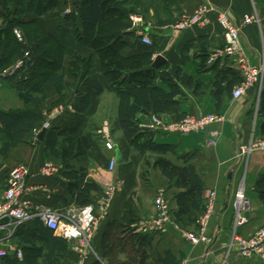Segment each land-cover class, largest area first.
<instances>
[{"label": "crops", "instance_id": "obj_1", "mask_svg": "<svg viewBox=\"0 0 264 264\" xmlns=\"http://www.w3.org/2000/svg\"><path fill=\"white\" fill-rule=\"evenodd\" d=\"M121 2L141 16V29L150 36L154 46L143 45L141 36L127 27L124 31V34H127L124 35L125 45L119 54L125 59L150 61L151 66L143 67V72L151 69L160 74L165 70L178 69L194 80V86H188L175 79L174 82L180 89V93L175 97L178 105L167 113L143 111L138 116L139 122L146 123L152 115H159L167 122L185 116L198 117L205 114L224 117L223 122L212 125L206 132L199 134L182 136L167 134L161 130L147 131L155 144L172 147V151L166 156L169 161L179 168H195L204 187L203 206L208 192L217 191L215 214L207 233L210 242L193 246L181 232L174 230L164 235L142 232L143 222L154 216V201L158 193H165L170 209L175 214L179 211L175 196L181 189L176 188L160 169L151 167L149 173L144 174L145 162L139 158L140 152L127 141L119 124V95L106 79L104 71H101L100 64H96L99 53L85 46L79 39V27L74 28L68 22L61 23L62 16L57 9L39 17L23 15V8L17 5V2L9 0H0L1 49L15 19L29 21L37 18L47 33L74 51V56L66 55L63 60V89L59 91L48 83L44 87L46 101L39 108L44 120L49 112L58 113L47 134L55 129L59 133L66 132L71 137H87L91 150L86 155L68 161L48 155L44 142L38 138L43 120L31 133L23 136L22 143L6 153L3 150L6 137L0 131V197L8 187L10 173L21 163L31 170L28 184L35 190L24 199L31 202V209L35 214L43 208H50L64 216L73 209L88 206L81 207L77 201L78 190L87 184L97 187V191L91 194L94 203L104 199L110 184L122 182V190L112 203L109 216L99 224L92 241L95 257L87 264H182L185 260H190V264H264L259 258H242L237 245L233 244L234 197L240 187L245 189L252 209L248 214L249 223L241 228L238 234L248 238L264 227V201L261 199L264 189L258 184L264 177V154L252 155L246 164L236 159L239 143L253 131L261 133L262 121L257 118L256 124L255 119L258 92L255 89L248 90L244 96L235 100L232 94L241 84L232 92L225 90L231 81L240 77L233 59L215 57L226 45L224 30L215 16L211 17L210 25L204 28L195 27L186 31H176L172 28L182 16L192 14L203 0ZM213 3L220 11L227 12L231 20L241 28L243 46L252 63L260 64L264 56V0H213ZM252 15L259 19V23L243 25L245 16ZM125 24H128V18ZM160 55L164 56L167 62L159 68H154L153 62ZM84 60L95 64H89V68L85 70L77 64ZM130 74L133 72L126 70L123 77ZM87 80L101 83L103 93L98 94ZM153 84L166 93H171L170 85L159 77L155 78ZM3 94H7V97L0 98V112L24 108V101L15 87V82H7ZM35 107L36 105L31 103L26 109L32 110ZM108 115L112 119L111 133L116 146L113 152L105 148L97 133L107 121ZM37 129L40 132L38 134ZM215 130L221 133V137L217 145H211V132ZM28 138H34L37 145H41V149L38 151ZM116 150H120L122 162H118L117 168L111 171L109 162L113 157L116 158ZM49 161L56 165L58 172L53 176L40 175L43 164ZM178 225L184 231L198 233L197 224ZM12 231H0V241L12 252L2 264H34L27 261L25 256L24 248L29 247L25 238L29 237L28 235L45 233L61 239L38 216ZM35 244L44 249L43 254L35 259L36 264H76L79 259L69 245L66 252L62 251L49 257V241L38 240ZM16 250L23 251V262L16 257Z\"/></svg>", "mask_w": 264, "mask_h": 264}, {"label": "trees", "instance_id": "obj_2", "mask_svg": "<svg viewBox=\"0 0 264 264\" xmlns=\"http://www.w3.org/2000/svg\"><path fill=\"white\" fill-rule=\"evenodd\" d=\"M65 1L9 0V2H17L16 4L23 8L21 12L23 15L33 17H39L53 9L59 10L61 16L64 8L71 7L72 13L62 17L61 23L68 22L75 28L79 27L77 35L85 46L101 54L106 52L120 53L125 45L123 42L124 35H127L124 34V31L130 27V9L124 6L122 0ZM75 13H78V16H75ZM126 18H128L127 25L125 24ZM29 26L32 29L27 30L25 35L27 36L26 40L30 42L28 45L22 44L13 34V30L14 28L22 29ZM5 39L4 47L0 48V69H3L7 64H15L26 51H30L28 64L31 67L29 72L27 71V80L17 82V78L10 80L15 82V87L24 101V108L0 112L1 133L6 137L3 150L8 153L11 148L23 142V136L26 133H31L44 120L39 108L46 101L44 87L50 83L59 91L63 89L65 78L62 67L63 60L66 55L74 56V51L69 50L57 38L47 33L40 26L37 18L29 21L15 19ZM103 64L106 79L119 95L118 120L121 130L127 141L140 152L138 156L145 162L144 174L149 173L151 167L160 169L163 175L171 183H174L176 188L181 189V192L175 196L179 211L173 214L171 210L174 220L180 225L197 224L205 206L202 203L204 187L195 168L193 166L179 168L169 161L166 156L172 151V147L155 144L150 134L147 133L148 130L142 129L138 120L139 114L143 111L167 113L178 105L175 97L180 93V89L178 84L174 82L175 79L188 86H194V80L178 69L165 70L160 74H156L151 69L143 72L141 69L151 66V62L137 58L122 59L114 55L110 58L107 57ZM126 70L132 71L133 74L123 77ZM238 75L240 78L231 81L225 90L232 92L236 86L242 83L243 78L240 72ZM157 77L170 85L171 93H166L153 84ZM87 82L96 89L98 94L103 93L104 89L101 83L90 80ZM31 83H33L32 87ZM258 100L257 116L258 120L262 121L261 133L264 134V85ZM87 101L88 98L86 97L85 102L87 103ZM31 103L36 105L35 109H26ZM44 145L48 155L61 158L64 161L86 155L91 150V144L87 137H71L66 132L59 133L55 129L48 132ZM152 162L154 163L152 164ZM258 184L261 189H264V177ZM94 191H97V187L91 184L79 189L77 194L78 205L83 207L92 204L91 194ZM261 199L264 201V192L261 193ZM28 236L25 238L29 247L24 248V251L26 260L31 263L36 264L35 259L44 252L42 247L36 246L35 243L38 240L49 241V257L68 250L69 244L63 238H53L45 233H35L33 236Z\"/></svg>", "mask_w": 264, "mask_h": 264}, {"label": "built area", "instance_id": "obj_3", "mask_svg": "<svg viewBox=\"0 0 264 264\" xmlns=\"http://www.w3.org/2000/svg\"><path fill=\"white\" fill-rule=\"evenodd\" d=\"M71 13L72 10L66 14L69 15ZM212 16H215L218 24L223 28L226 40L224 49L221 52H217L215 57L224 56L233 59L243 78L242 84L232 94L233 99L237 100L246 94L248 88L254 86L256 89L260 88L264 79V62H260L259 66L252 63L251 57L243 49L240 29L231 20L229 14L217 9L213 0H203L202 4L192 14L182 16L172 28L176 31H186L195 27L204 28L210 25ZM253 19L255 20L254 17L246 16L243 23L250 25L254 23ZM130 22L131 30L141 36V43L145 46H153V40L141 29L142 19L137 16H131ZM14 35L19 42L23 41L18 29L14 31ZM29 59L30 53L27 51L15 62L14 66L4 72L0 71V91L4 87L5 80L9 77L18 76L20 71L27 66ZM57 115L58 113L54 112L50 119L55 118L54 116ZM223 120L224 117L218 114H205L198 117L185 116L176 121L167 122L159 115H152L146 123L141 124V127L144 130H161L167 134L187 136L206 132L212 125L221 123ZM51 125L50 122L45 123L41 130H49L52 127ZM38 133L40 132L38 131L36 134ZM97 133L105 148L112 152L115 151L116 146L113 142L111 126L108 121L102 124ZM254 136V132H252L250 137L252 141L249 146L243 141L239 143V158L254 151H264V143L258 145L253 143ZM220 137L221 133L219 131H212L209 140L210 144L217 145ZM117 166L118 162L113 157L109 162V169L114 171ZM57 172L56 165L49 161L43 164L40 175L53 176ZM30 177L31 170L26 165H19L10 173L8 187L0 197V231L10 229L14 231L17 227L38 216L50 230L68 242L71 250L79 256V264H87L91 258L95 257L92 241L98 231L99 224L109 216L110 207L117 194L122 190V182L110 184L102 201L94 202L84 208L73 209L63 216L50 208H43L36 214L32 212L31 202L24 199L25 196L35 190L28 184ZM217 199L218 193L216 190L208 192L205 210L197 221L198 233H193L180 228L173 219L165 193L159 192L154 201V216L150 220L143 222L142 232L145 234L164 235L174 230L181 232L183 237L193 246L208 244L210 242L207 234L208 227L215 214ZM234 211L233 244L237 245L239 255L244 259L259 258L264 261V227L248 238L241 237L238 234V231L249 223L248 214L251 212V204L243 187H240L235 193ZM11 253V250L5 248L3 242L0 241V264L9 258ZM15 254L18 260L23 262V251L16 250ZM182 264H190V260H185Z\"/></svg>", "mask_w": 264, "mask_h": 264}, {"label": "rangeland", "instance_id": "obj_4", "mask_svg": "<svg viewBox=\"0 0 264 264\" xmlns=\"http://www.w3.org/2000/svg\"><path fill=\"white\" fill-rule=\"evenodd\" d=\"M65 2H67V0L65 1ZM72 3V2H71ZM65 10L61 13L62 15V17L64 18V16H66L67 14V12L68 11H71L72 9H71V7H66V8H64ZM218 9V8H217ZM222 12H224V11H222ZM75 16H78V13H75L74 14ZM131 16H137V17H140L141 18V16H139V14H137L136 12H134V10H132V9H130V16H129V22H130V18H131ZM246 17V16H245ZM249 17H254L255 18V20H254V23H252V24H258L259 23V19L257 18V17H255V16H249ZM113 19H115V17H113ZM142 19V18H141ZM142 21H143V19H142ZM176 23V22H175ZM174 23V24H175ZM130 24H131V22H130ZM173 24V25H174ZM236 24V23H235ZM243 25H245V24H243ZM172 26V25H171ZM238 26V25H237ZM245 26H248V25H245ZM239 27V26H238ZM75 28V27H74ZM130 29H131V25H130V27H129ZM16 29H18L19 30V32H20V34H21V36H22V38H23V41L22 42H20V43H22V44H29V42L30 41H28V40H26L27 39V36L25 35V33H26V31L27 30H29V29H32V28H30V26L29 27H23L22 29H20V28H14V30H13V32L16 30ZM239 29H240V32H241V28L239 27ZM38 32V31H37ZM18 40V39H17ZM28 41V42H27ZM242 46H243V44H242ZM243 49H244V51L246 52V54H248L247 53V51H246V49H245V46H243ZM27 52V51H26ZM28 52H30V51H28ZM103 54V53H102ZM101 53H99L97 56V60H96V64H100V68H101V71L104 69V61H105V59L108 57V58H110V57H113L114 55H117V57H121L122 59H125L124 57H123V55L121 56L120 54H118V53H116V54H114V52H106V53H104L103 55H102ZM106 55V56H105ZM124 55H125V53H124ZM129 55V54H128ZM249 55V54H248ZM250 56V55H249ZM146 57V56H145ZM127 61H129V60H127ZM83 62V63H82ZM261 62H264V56H263V58H262V61ZM79 65H80V67H82V68H84V69H88L89 68V64H95V63H91L90 61H87V60H84V61H80L79 63H78ZM15 64H7V66H5L3 69H0V71L1 72H4V71H6V70H8L10 67H12V66H14ZM260 64H258V66H259ZM262 65V64H261ZM30 66H29V64H27V66L25 67V68H23L21 71H20V73L18 74V76H15V77H12V78H17L16 79V82L17 81H21V80H27V75H28V72H29V70H30ZM86 69V70H87ZM237 70H238V68H237ZM28 71V72H27ZM25 75V76H24ZM11 77H9V78H7L6 80H5V83H4V87H3V89L0 91V98L1 97H7V96H5V95H7V94H3L2 95V93L5 91V86H6V84H7V82H10V80L12 79ZM243 80V79H242ZM243 82V81H242ZM32 84L33 83H31V87H32ZM242 84V83H241ZM263 85H264V79H263V81H262V83H261V85H260V88L259 89H256L255 88V86L254 87H250V88H248L247 89V91L248 90H252V89H255L257 92H258V97H260V94H261V91H262V88H263ZM257 105H259V100H258V102H257V104H256V108H257ZM54 112L55 111H52V112H49L48 114V117L46 116V118H45V120H44V122H43V124H42V127H44V125H45V123H48V122H50L52 125H53V122L55 121V119L57 118V116H54L55 118H53V119H50V117L54 114ZM257 118H258V116H257V113H256V117H255V119H256V124H258V120H257ZM107 121L110 123V126H111V130H112V123H111V117L108 115L107 116ZM51 125V126H52ZM42 127L40 128L39 127V131L42 129ZM52 128V127H51ZM0 131H1V124H0ZM37 131H38V129H37ZM254 132V131H253ZM254 144H260V143H264V134H262V133H259V132H257V133H254ZM0 137H1V134H0ZM250 137H251V135L249 136V137H247L246 139H243V142L245 143V144H247L248 146L251 144V139H250ZM114 138H116L115 136H114ZM28 140H29V138H28ZM32 144H34V147L35 148H37V150L39 151V148L41 149V145H37V142H36V140L34 139V138H30V140H29ZM39 144V143H38ZM134 147V146H133ZM134 148H136V147H134ZM238 148H239V145H238ZM250 153V152H249ZM257 153H259V154H264V151H262V150H260V151H254V152H251V154H249L248 155V153H247V155L246 156H243V157H241V158H239V150L237 149V151H236V159L237 160H239V161H242L243 162V164H246V161H248V159L252 156V155H255V154H257ZM42 155H44V152H43V154ZM44 157H45V155H44ZM19 165H25L24 163H21V164H18L17 166H19ZM16 166V167H17ZM146 170V168H144V171ZM164 187V186H163ZM164 189V188H163ZM156 198V197H155ZM165 198H166V195H165ZM247 198H248V196H247ZM167 199V198H166ZM248 200H249V202H250V204H251V209H252V203H251V201H250V199L248 198ZM150 220V219H149ZM263 228V227H262ZM261 229V228H260ZM79 260V259H78ZM76 264H79V262L77 261V263Z\"/></svg>", "mask_w": 264, "mask_h": 264}, {"label": "water", "instance_id": "obj_5", "mask_svg": "<svg viewBox=\"0 0 264 264\" xmlns=\"http://www.w3.org/2000/svg\"><path fill=\"white\" fill-rule=\"evenodd\" d=\"M167 60L164 56H157V58L154 60L153 62V67L154 68H159L160 66L166 64ZM47 134V130L46 129H43L39 135V140L44 142L45 140V136ZM116 159H117V162L121 163L122 162V157H121V152L120 150H116Z\"/></svg>", "mask_w": 264, "mask_h": 264}]
</instances>
